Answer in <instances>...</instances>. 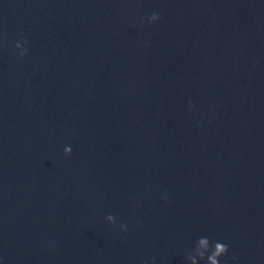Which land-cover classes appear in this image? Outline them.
Listing matches in <instances>:
<instances>
[{
    "label": "water",
    "instance_id": "obj_1",
    "mask_svg": "<svg viewBox=\"0 0 264 264\" xmlns=\"http://www.w3.org/2000/svg\"><path fill=\"white\" fill-rule=\"evenodd\" d=\"M200 237L264 264V0H0V264Z\"/></svg>",
    "mask_w": 264,
    "mask_h": 264
},
{
    "label": "clouds",
    "instance_id": "obj_2",
    "mask_svg": "<svg viewBox=\"0 0 264 264\" xmlns=\"http://www.w3.org/2000/svg\"><path fill=\"white\" fill-rule=\"evenodd\" d=\"M148 19L150 21H156L159 19V14L153 12ZM26 42V41H25ZM16 48L20 49L19 55L23 56L27 53V49L22 47L21 42H17L15 45ZM190 108L193 107L192 102L189 101ZM64 152L66 155H70L72 152V148L70 145H65ZM106 220L115 224L116 218L109 214L105 217ZM120 227L123 230H127V225L122 224ZM229 250V245L220 242V241H212L208 237H200L198 238L196 245L192 251H189L187 254V260L190 261V264H198L199 260H205L206 264H221L220 258L222 256H227ZM144 264H148L147 261ZM154 264V258H153Z\"/></svg>",
    "mask_w": 264,
    "mask_h": 264
}]
</instances>
